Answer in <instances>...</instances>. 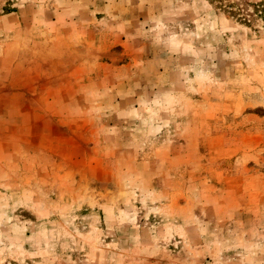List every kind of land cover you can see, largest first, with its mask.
I'll return each instance as SVG.
<instances>
[{"label": "rangeland", "instance_id": "obj_1", "mask_svg": "<svg viewBox=\"0 0 264 264\" xmlns=\"http://www.w3.org/2000/svg\"><path fill=\"white\" fill-rule=\"evenodd\" d=\"M0 264H264V0H0Z\"/></svg>", "mask_w": 264, "mask_h": 264}]
</instances>
